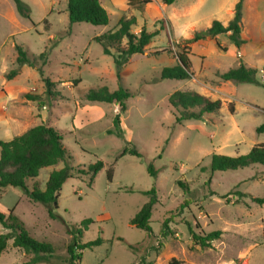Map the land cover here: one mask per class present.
Masks as SVG:
<instances>
[{
	"label": "rangeland",
	"instance_id": "obj_1",
	"mask_svg": "<svg viewBox=\"0 0 264 264\" xmlns=\"http://www.w3.org/2000/svg\"><path fill=\"white\" fill-rule=\"evenodd\" d=\"M21 1L29 9L30 20L20 17L10 0H0V141L7 142L42 123L62 131V143L73 156V176L58 194L55 220L20 188L0 189V212L11 211L32 239L54 248V253L38 264H67L71 237L65 226L78 228L85 219L93 223L78 244L97 238L102 243L77 250V264H264V203L253 201L264 198V169L210 171L212 155L235 158L264 143V132L256 133L264 124V46L258 56L252 49L258 40H264V19L249 27L255 38L244 35L241 61L238 48L229 44L225 35L219 39L222 44L218 43L225 51L213 42L204 47L186 41L193 31H203L211 19L224 20V11L234 0H176L170 5L150 0L140 10L130 7L129 0H98L108 15L107 25L99 27L85 23L69 26L66 0ZM253 8L248 7L249 14ZM130 17L135 19L131 33L145 27L157 36L143 55L129 58L119 83L112 57L93 39L117 30L119 20ZM121 44L125 46V40ZM14 46L21 47L28 60H36L43 76L55 83V100L46 98L35 68L17 63ZM45 50L47 62L41 66L38 57ZM180 53L188 59L190 78L161 80V70L177 65ZM240 61L256 68L255 82L222 81L220 75ZM11 70L17 74L7 80ZM119 86L132 93L124 112L118 113L116 105L83 99L89 90L112 92ZM176 91L219 99L222 106L203 120L177 124L176 112L168 104ZM26 94L39 100L28 101ZM117 113L124 141L114 133ZM131 149L140 157L132 156ZM96 161H101L103 168L89 187V177L82 171ZM148 165L156 171L155 177L149 175ZM62 166L41 169L35 180L26 182L28 189L35 184L43 190L49 173ZM108 169L112 171L110 181ZM178 181H185L189 191L184 192ZM151 188L156 191L157 204L149 235L131 226L130 220L148 200L143 192ZM184 201L186 205L180 209ZM170 216L172 234L162 238L161 224ZM186 223L194 233L219 231L220 236L209 248L201 249L191 241ZM6 232L0 226V234ZM25 260L11 241L0 254V264Z\"/></svg>",
	"mask_w": 264,
	"mask_h": 264
},
{
	"label": "trees",
	"instance_id": "obj_2",
	"mask_svg": "<svg viewBox=\"0 0 264 264\" xmlns=\"http://www.w3.org/2000/svg\"><path fill=\"white\" fill-rule=\"evenodd\" d=\"M17 14L26 19H29V9L21 0H10ZM163 5H170L176 0H160ZM244 0H237L233 7V16L226 26H223L218 21H213L211 26L203 31L194 32L191 39L187 42H196L203 40L206 37H215L221 34H229V40L236 48L244 44L241 38L242 32V15H243ZM150 0H129L128 5L137 9H142L149 4ZM66 13L69 26L75 23H85L92 26H105L108 23V15L98 0H66ZM135 24V19L121 18L118 22L117 30L99 35L93 39L102 49L105 55L112 57L115 67L116 78L121 83V71L133 55H143L145 48L149 45L152 39L157 36V32H149L145 27H141L139 32L133 34L130 28ZM125 40L126 45L122 46V41ZM216 46L221 48L218 43ZM17 57L16 61L19 65H27L35 68L45 87V96L48 100L53 101L57 98L58 93L54 92L55 83L43 76L41 67L37 65L36 60L27 59L26 53L21 47L14 46ZM114 52V54L111 53ZM48 51L42 52L38 59L41 61V66L47 62ZM177 65L173 67H165L160 72V79L170 80H188L192 75L188 59L181 53L176 55ZM257 71L254 68L247 67L239 63L236 68L229 69L220 75V79L224 82L234 83H254ZM17 74V70H11L6 79L11 80ZM79 79L74 83L79 84ZM264 87V86H263ZM132 96V93L127 89L119 86L115 91H108L106 88L98 90H89L85 93L83 99L87 103H104L117 106V112L126 110V100ZM28 101H38V96L25 95ZM168 104L176 112L175 121L177 124L185 120H203L204 116L211 113H216L220 110L222 103L219 99H210L202 96L194 91H176L168 98ZM228 112L232 114L233 108L229 106ZM113 117V128L115 135L124 141L123 131L120 127L119 114ZM264 132V124L256 129V133ZM130 154L137 158L140 154L131 149ZM73 156L68 148L62 143V131L52 126L38 124L21 135L14 136L7 142L0 141V189L6 187L20 188L23 193L33 202L41 204L47 212L50 219H57V199L63 183L73 176V169L70 165ZM63 164L62 168L52 170L44 184V189L40 190L37 185H32L29 190L26 182L35 180L41 169L55 167L58 164ZM251 166H260L264 169V143L253 146L248 154L230 158L220 155H212L210 161V171L226 172L236 171L238 169H247ZM103 168L101 161H96L89 165L86 171H82L84 176H88V186L90 187L95 175ZM147 171L151 177L156 176V171L151 165H148ZM112 171L107 170L106 178L111 180ZM179 187L188 192V186L185 181L177 182ZM131 192V191H129ZM148 197L134 217L130 220V225L142 230L149 235H152L150 227V218L154 206L157 204V194L154 188L143 192ZM253 201L257 204H263L264 198H254ZM183 205L180 206L182 209ZM170 215V213H168ZM173 219L170 216L161 224L159 236L166 238L172 232L169 229V222ZM93 223L90 219H85L80 223V227L70 229L65 226L66 233L70 235L71 240L67 247L68 260L67 264H77L79 257L76 255L77 250H84L93 246H98L102 243L100 238L95 241L80 245L79 238L86 231L87 227ZM188 233L194 245L201 249L209 248L210 244L219 238L220 232L214 231L207 234L194 233L190 224L186 223ZM0 226L6 230V233L0 234V254L6 249L7 242L11 241L14 248H18L23 252L26 260L22 264H38L46 261L53 253L54 248L45 242H39L32 239L26 232L23 223L11 212L7 214L0 212ZM131 248V247H129Z\"/></svg>",
	"mask_w": 264,
	"mask_h": 264
},
{
	"label": "crops",
	"instance_id": "obj_3",
	"mask_svg": "<svg viewBox=\"0 0 264 264\" xmlns=\"http://www.w3.org/2000/svg\"><path fill=\"white\" fill-rule=\"evenodd\" d=\"M235 2H233L232 4V7L231 8H226L225 11H224V20H217V19H211L209 21V24L207 25V28H209L211 26V23L213 21H218L220 22L223 26H226L228 24V22L231 20L232 16H233V7L236 3L237 0H234ZM250 5H253V11L252 13L249 14L248 12V7ZM264 19V0H244L243 2V15H242V32H241V38L242 40H244V44L246 43V40L244 38V35H248L249 37H251L250 39H253L254 35H253V28L258 25L260 23V21H262ZM252 25V29H249V27ZM204 29V30H205ZM196 32V31H193V33ZM221 35H225L227 37V41L229 42V44H231L230 40H229V34H221ZM221 35H217L213 38L211 37H206L205 39L203 40H198L197 42L195 43H198L202 46H206V44H208L209 42H213V43H221L220 42V37ZM255 38V37H254ZM260 39H263V38H260ZM222 44V43H221ZM242 45L240 46L237 50V55L239 57V59H243L244 57V52H243V47L245 45ZM226 46V43L224 44ZM233 45V44H231ZM261 46H264V40H258V42L255 44V46L252 48L253 51H254V54L255 56H258L259 55V49ZM227 48V46H226ZM242 50V51H241ZM227 51H228V48H227ZM240 61V62H241ZM242 63V62H241ZM244 65H246L247 67H250V68H254L252 66H249L247 64L244 63ZM233 69V68H232ZM256 69V68H254Z\"/></svg>",
	"mask_w": 264,
	"mask_h": 264
}]
</instances>
